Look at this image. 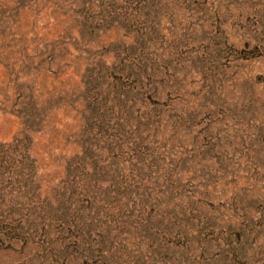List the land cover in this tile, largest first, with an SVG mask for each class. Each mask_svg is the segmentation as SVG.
<instances>
[{
    "label": "rangeland",
    "instance_id": "obj_1",
    "mask_svg": "<svg viewBox=\"0 0 264 264\" xmlns=\"http://www.w3.org/2000/svg\"><path fill=\"white\" fill-rule=\"evenodd\" d=\"M247 17L264 35V0H0V264H264V50L220 45Z\"/></svg>",
    "mask_w": 264,
    "mask_h": 264
},
{
    "label": "trees",
    "instance_id": "obj_2",
    "mask_svg": "<svg viewBox=\"0 0 264 264\" xmlns=\"http://www.w3.org/2000/svg\"><path fill=\"white\" fill-rule=\"evenodd\" d=\"M224 26L225 30H221L222 34V42H220V45H227V43H231L229 47L231 48H238V45L241 46L242 50L249 51L253 54H257L261 50H264V35H261L257 33V26H254V22L250 21L247 18H237L233 21L225 20L220 22V27ZM238 31L241 34H238ZM225 35V36H224ZM228 36L232 41H228V38L225 37ZM244 59H250V57H243L241 60ZM141 69V70H140ZM121 77L125 80V83L134 84L133 86H140V88L145 87L146 84H149L150 76L142 69L134 67V69L126 72L125 74H119ZM132 78V83H131ZM139 89V88H138ZM72 178V177H71ZM72 180H74L72 178ZM235 197H233L234 199ZM77 199V196H76ZM51 212L53 215H51L47 211V204L44 207V210H42V215L44 217L39 218L40 222L37 220H34L36 225H39L44 229L46 221H49L50 223L55 222L58 223L60 221V213H64V209H60L59 206H57V209H53L50 207ZM62 222L63 219H62Z\"/></svg>",
    "mask_w": 264,
    "mask_h": 264
}]
</instances>
